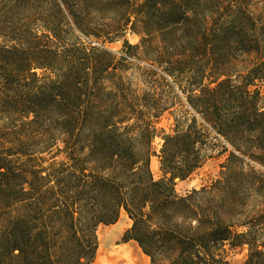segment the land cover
Segmentation results:
<instances>
[{"label": "trees", "instance_id": "obj_1", "mask_svg": "<svg viewBox=\"0 0 264 264\" xmlns=\"http://www.w3.org/2000/svg\"><path fill=\"white\" fill-rule=\"evenodd\" d=\"M128 28L158 39L161 64H206L184 72L188 104L229 152L209 185L175 190L213 156L205 125L193 115L163 137L155 178L153 118L169 102L144 104L112 53L75 34L109 41ZM247 53L245 73L224 70ZM263 79L249 0H0V264H90L97 225L123 211L122 240L150 264H230L243 245V264H264V95L250 88Z\"/></svg>", "mask_w": 264, "mask_h": 264}, {"label": "rangeland", "instance_id": "obj_2", "mask_svg": "<svg viewBox=\"0 0 264 264\" xmlns=\"http://www.w3.org/2000/svg\"><path fill=\"white\" fill-rule=\"evenodd\" d=\"M253 13L258 20L264 25V0H249ZM219 17H207L211 24H215ZM77 41L85 46H97L108 49L113 57L115 64L120 67L119 72L122 73L126 81L129 82L128 92H135L143 97L144 104L153 103L157 100L167 101L168 106L162 113L153 118V123L157 129L156 134L152 138V147L155 152L150 159V167L155 178L161 176L159 169L160 161L158 153L163 144V137L166 134L175 133L177 123L183 127H187L193 115L196 116L197 123L205 125L208 133V143L210 144L208 151L213 155L207 158L199 167H197L190 175L184 179H175V190L178 194H185L192 189H198L203 185H209L213 180L218 178L220 164L226 161L229 154L228 149L223 150L222 137L215 129L205 124L201 115L196 113L188 104L187 99L190 93L189 85L194 80L193 74H190L188 65L194 70L204 71L206 64L204 61H193L191 64H181L174 60L163 58L162 64L157 62L155 58L159 56L157 52V38H153L149 43L142 44V33L128 28L123 36L112 38L109 41H101L98 38L87 36L79 31H75ZM127 40L133 47H125L123 41ZM187 45V44H186ZM198 58V57H197ZM256 56L247 53L236 58L232 64L225 67L226 72L235 73L243 71L245 73L248 67L256 62ZM192 65V66H191ZM187 67V68H186ZM186 69V70H185ZM188 69V70H187ZM191 69V68H190ZM39 74L47 73L46 70L37 69ZM224 76H221V78ZM207 83L208 79L205 78ZM211 83L210 85H214ZM259 87L261 94L264 95V79L254 80V84L250 88ZM4 123V120L1 122ZM249 159H247L248 161ZM255 164V169L264 172V166ZM128 215L120 213L118 220L114 223H100L96 227L97 248L99 243V235L105 239H111L115 245L123 243H134V240H122L124 231L131 225ZM125 221L123 227L119 230L113 229L118 221ZM131 220V219H130ZM137 244V243H136ZM138 246V245H137ZM139 247V246H138ZM139 250L141 251L140 247ZM97 253V250H96ZM142 259L141 264H150L149 258H144L140 252ZM96 254L93 262H96ZM246 258V246H238L229 251L230 264H243ZM92 262V263H93ZM91 264V263H90Z\"/></svg>", "mask_w": 264, "mask_h": 264}, {"label": "bare ground", "instance_id": "obj_3", "mask_svg": "<svg viewBox=\"0 0 264 264\" xmlns=\"http://www.w3.org/2000/svg\"><path fill=\"white\" fill-rule=\"evenodd\" d=\"M123 214L125 212L123 211ZM129 219V218H128ZM129 221H131L129 219ZM125 221H118L113 229L119 230L123 227ZM139 247L136 242L123 243L115 245L111 239H105L99 235V243L96 253V262L91 264H141L142 259L140 256ZM143 257L148 258L143 252Z\"/></svg>", "mask_w": 264, "mask_h": 264}]
</instances>
